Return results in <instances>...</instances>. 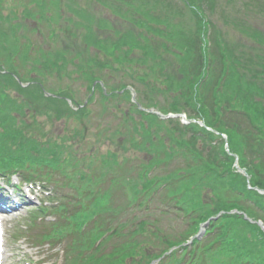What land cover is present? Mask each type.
<instances>
[{
  "label": "rangeland",
  "instance_id": "obj_1",
  "mask_svg": "<svg viewBox=\"0 0 264 264\" xmlns=\"http://www.w3.org/2000/svg\"><path fill=\"white\" fill-rule=\"evenodd\" d=\"M119 5H121L122 2H125L127 0H116ZM151 1V0H149ZM164 4V9L166 10L167 7H171L174 9L176 12L174 14L170 13L171 20L169 21V26L166 24L165 26L168 29H178L180 28H187L190 24L191 21L190 19L192 18L191 15L186 11V9H183V6L180 4L178 0H160ZM60 2V8H64V4L66 3V0H59ZM228 3H226V0H212V13L210 14L209 11L205 10L206 14L210 17V21L213 24L214 30V38L220 36L221 40L223 43L228 47L232 59L235 61H238L240 63V66L237 68V73L240 75V78H243V81H249L252 86H255L257 89L260 90V93L263 92L264 88V0H228ZM103 6H105L107 9L110 10V6L108 4V1L103 3ZM102 13H98V15L103 16L104 18V10L101 6H99ZM129 10H124L125 14H127L128 18L132 17V14L134 13H141L145 15L144 9H138L137 7L133 8L128 7ZM206 7H204L205 9ZM69 13L71 15H77L76 9L69 5L67 7ZM122 10V11H124ZM121 11V12H122ZM178 11L180 12H185L184 17L188 18L187 20L181 21H176L178 17ZM237 12V13H235ZM113 16L118 17L123 20H127L129 24L134 25L135 23L132 20H128L124 18L123 16L111 12ZM165 13H160V17H163ZM222 15V16H221ZM87 24H90L87 22ZM148 24H157V23H147L145 21H142L140 23L136 22V26L138 28H144L149 30ZM99 25L102 26V29H108L109 27H112L114 24L109 23L107 21L101 20L99 22ZM244 27V30H241V28ZM116 29V28H115ZM119 29V28H117ZM161 29V27H159ZM143 31V30H142ZM113 33V32H112ZM109 40H103L104 43L108 42ZM173 48L176 50L174 51L175 54H179L177 52V49L180 46L179 39L178 38H169V42ZM195 49L198 52V50L201 48V44L199 39H195ZM111 51V49H108ZM157 52V50H156ZM212 52V50H211ZM182 54V61L183 62H190L192 60V57L190 55L184 54V50L181 52ZM164 60L167 59L165 69L163 68L165 76H162L160 79L165 81L164 84L159 85V83H155L154 79L149 78V75L152 73V68H155V63L156 61H153L152 63L149 62V64H144V68L147 66L149 69L146 73L148 75V80L145 79V81H148L147 84L150 86L148 95L143 88L140 85L133 84L134 82L127 80V79H122V76L120 74H115L111 79H106L103 76H100L103 81H106L108 84H113L117 83L118 81H121L122 83H127V84H133V86L140 91L141 97L145 98V104H150L148 101L152 100H159V97L163 94L160 92H157V89L161 87V89L164 91L168 87L173 86L172 90H175L177 88H180L185 81H191V78L188 77V72L186 69L185 64H171V54H168L164 51V54L162 55ZM151 59V58H149ZM106 60H104L105 62ZM155 64V65H154ZM135 66H140L141 64L137 61L134 63ZM263 66V67H262ZM136 69H140L137 67ZM156 69V68H155ZM156 71V70H155ZM157 72V71H156ZM139 73V72H138ZM160 80V81H161ZM52 81L51 85L54 87H62L67 84H70L69 81H66V79H62L61 81H55L54 79L50 80ZM125 81V82H123ZM263 81V83H262ZM212 84V83H211ZM140 86V87H139ZM155 87V88H154ZM77 86H72V89L75 90ZM157 88V89H156ZM205 96L211 95L214 97L215 95V90L213 92H209V85H205L203 87ZM142 92L146 93L143 94ZM177 92H180V89L177 90ZM228 92V93H227ZM186 93V92H185ZM219 95L221 93L224 95H230L231 91L229 89H226L224 91L218 90ZM253 98L255 99L256 102L264 104V95H258V94H253ZM264 110V107H263ZM95 123V121H93ZM95 131H90L87 135V140L91 144V149L92 152H96L99 155L100 154H105L108 151L112 152H117L119 154V157L121 155V152L117 149L113 148V145H111L107 141H102L101 143L98 142V139L94 136ZM73 147L76 149V153L79 154V159L81 158V154L83 153V146H81L80 143H77L75 141L72 142ZM80 146V148L76 147ZM85 164L83 165V168H85L87 165H89L88 160H84ZM260 164V162H258ZM96 164H93L95 166ZM262 166L264 167V162H262ZM59 180H62L63 177L58 176ZM66 188H70L67 186ZM34 196L36 199H33V203H38L42 199V195L40 194V198L38 196V193L33 192ZM72 196V195H71ZM69 196L68 200H72ZM74 196V195H73ZM18 213V214H17ZM27 209H22L19 208L17 212L12 214L10 218L12 219L15 214L19 215V218H14L15 220H12V222L6 224V230L7 233L5 235L6 238V243L7 247H12V248H19V251L16 252V255L19 257L16 259V261L20 258H24L27 256L28 260H36L38 263L37 264H63L64 257H63V247H58L56 250L52 251L51 249H48L47 246H44L43 248H34L33 246H24V245H16L13 246L11 245V241L9 236L12 235L13 232H15L19 227L20 224L24 222L25 219H27ZM9 231V234H8ZM37 233L35 231L33 234ZM21 259V260H22ZM9 262L7 261L6 264Z\"/></svg>",
  "mask_w": 264,
  "mask_h": 264
},
{
  "label": "trees",
  "instance_id": "obj_2",
  "mask_svg": "<svg viewBox=\"0 0 264 264\" xmlns=\"http://www.w3.org/2000/svg\"><path fill=\"white\" fill-rule=\"evenodd\" d=\"M264 115V114H263ZM208 118V117H207ZM216 118L214 117V120H215ZM260 119H262V117H260ZM225 128V129H224ZM219 129L220 130H223V131H225L226 133H230L231 131H234V128H227V126L226 125H224L223 126V124L222 123H220L219 124ZM230 136H231V139L233 140V141H238L239 139H240V135L238 134V133H235V132H232V133H230ZM231 140V141H232ZM232 141V143L233 144H235L236 145V143L235 142H233ZM255 154L257 155H259V157H258V159L257 160H260V159H262V158H264V146H261V147H259V150H256L255 151ZM194 155L195 156H197V154L196 153H194ZM227 163L228 162H226V161H221L219 164H218V166H214V169L210 172V173H212V172H214V171H218V173L219 174H222V173H224L226 170H227ZM202 169H204V170H207V168H206V166L204 165V164H199V165H197L196 166V174H195V176H194V178L195 177H198V178H200V181L205 177V179H208V176L210 175H206V174H204L203 176L201 175V174H199V172L202 170ZM246 171H247V173L249 174V176H251V184L253 185V186H256V187H258V188H260V189H263L264 190V177H262V176H258V175H260L261 174V171H259V168L257 167V166H255L253 163L252 164H250V166H247L246 167ZM207 172H208V170H207ZM193 178V179H194ZM231 180L232 179H230L229 178V176H226L225 178H224V180H223V182H225L226 184H227V186L230 188L231 186L230 185H228L230 182H231ZM209 188V187H208ZM235 189V193L237 192L236 190V187L235 188H231V189H229V192H231V194H232V192H233V190ZM218 197L219 196H222L223 195V193H224V191H223V189H221V188H219V189H216V190H212ZM254 198V197H253ZM232 207H236L238 210H240V211H245V212H248V210H242V207H237L236 205H234V206H232ZM243 223V225H245V223L244 222H242Z\"/></svg>",
  "mask_w": 264,
  "mask_h": 264
}]
</instances>
